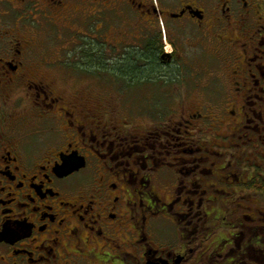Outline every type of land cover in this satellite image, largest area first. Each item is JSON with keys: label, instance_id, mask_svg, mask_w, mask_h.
<instances>
[{"label": "flooded vegetation", "instance_id": "1", "mask_svg": "<svg viewBox=\"0 0 264 264\" xmlns=\"http://www.w3.org/2000/svg\"><path fill=\"white\" fill-rule=\"evenodd\" d=\"M76 23L85 53L184 71L182 90L234 117L224 152L192 130L210 117L171 120L146 92L127 120L69 85L62 34ZM86 64L75 70L104 69ZM160 83L161 99L177 86ZM215 177L233 203L264 198V0H0V264H264V220L229 208L226 250L214 252Z\"/></svg>", "mask_w": 264, "mask_h": 264}, {"label": "rangeland", "instance_id": "2", "mask_svg": "<svg viewBox=\"0 0 264 264\" xmlns=\"http://www.w3.org/2000/svg\"><path fill=\"white\" fill-rule=\"evenodd\" d=\"M73 25V32H65L62 34L63 39L66 40V42L68 41L67 45H69L72 39V45L69 46L70 49L74 51V55L70 56L71 58L69 59V63L72 62L73 64V69L70 70L71 74L68 77L69 81L67 79L69 85L73 82L77 84L78 87H87V93L90 96H97V98L102 100L100 101V103L102 104L104 103V101H106V103L110 101L112 103L110 109L116 110L117 112L121 111L124 113L125 110H131L132 108L139 111L140 105L137 104L139 102V94L149 92V96H151L149 106L155 107L162 103L166 105V107L168 106L169 108L166 109L169 110L168 117H170L171 120L178 121L179 114H181V116H185V118H188L190 115L198 114H200L202 118L206 117L209 119L210 117V123H207V121H201L202 119L194 121V127L192 128V130L199 136L203 146H206L204 142H209L211 146L210 148L217 149L218 151L222 150L224 152L226 146V135H228L229 133V128L227 127V125L234 119V117H232L231 115L223 114V110L219 111L220 108H222L220 104H216V106L218 107L208 104V102H206L207 99H205V97L202 96L199 91H193L192 89L182 90L181 86H178V83H181V78H189L188 75L186 76L184 71L181 74L179 73V69L177 68L170 70H159V67L156 64L157 60L155 59H143V62L140 60L141 62H138V64L136 65L134 64L132 59H111L106 57L105 59H103L95 55L99 51L93 46H89L88 53H85V51L82 49V37L80 36V34L84 32L83 27L80 24L77 25V23ZM54 48V43H51L49 49L52 50ZM56 49L59 50L58 47ZM87 62L99 65L104 69L99 73H97L96 71L95 73H93L91 68H88L85 73H81V71L78 72V70H75V67H77V65L80 66L81 64H86ZM193 62L194 60H186V63L189 65ZM133 64L135 67L138 65L137 68L142 70L141 74L138 73L139 75L137 74L134 76L130 74L131 70L129 69V67ZM150 67L152 68L151 71L154 75V79L151 75L150 77L152 81L142 79L146 75H149V73H146L145 70L146 68L149 69ZM64 76L66 77V75ZM155 77L162 78V80H160L162 82L164 81L170 84L174 82L173 85L177 86H167L166 89L168 91L162 94L163 99H161L160 97H157V95L161 96V93L163 92L162 83H160V81H157ZM200 78L202 79L203 77L201 76ZM132 79L133 81H131ZM61 84L63 83L61 82ZM203 94L205 95L206 93L203 92ZM183 98L185 99L184 104L182 106L178 105V100H181ZM157 99L159 102L156 101ZM115 100H118L122 105L117 106V103L113 102ZM155 109H161V107H157ZM151 110L149 112L150 116L152 115ZM227 110L236 112V110L231 106H229ZM159 112L160 111H157L154 114L156 118L158 117ZM123 117H126L127 120H130L131 118L130 113H124ZM161 179L162 187L165 188L166 192L170 193L174 185L176 184V176L168 172L165 176L161 177ZM212 185H214L213 187L215 188L209 192V196L215 197L217 202L210 212L211 217L209 219L208 226L212 227V232L216 231L217 229L216 238H214L217 246L214 249V252L217 255L221 256V254L226 250L227 241L226 239H222L223 237L221 236V233L225 232L224 234L227 235L229 231L227 230L224 221L225 217H227L228 215L226 209L229 208V210L232 211L235 216L246 215L254 219L262 218L261 221H263L264 215L258 216V214L259 212H262L264 214V198L259 202L254 197L248 199L249 201H238L236 203H233L235 199L226 197V194H228L229 190L228 185L222 184V180H220V178L215 177ZM159 192L163 195V198L165 200H171V197H169V195L163 194L164 190L159 189ZM175 211H177V207H175ZM173 212L174 210L171 211V215L173 214ZM163 222H161V224L159 225H162ZM164 227L165 234H169V243L172 244V242L175 241V226L170 220H168L167 223L165 222L163 228L161 226L159 227V230L161 231L162 229H164Z\"/></svg>", "mask_w": 264, "mask_h": 264}, {"label": "trees", "instance_id": "3", "mask_svg": "<svg viewBox=\"0 0 264 264\" xmlns=\"http://www.w3.org/2000/svg\"><path fill=\"white\" fill-rule=\"evenodd\" d=\"M129 69L131 70V73L130 74L133 75V76L134 75H137L138 73L141 74L140 71H135V68L133 66H130Z\"/></svg>", "mask_w": 264, "mask_h": 264}, {"label": "water", "instance_id": "4", "mask_svg": "<svg viewBox=\"0 0 264 264\" xmlns=\"http://www.w3.org/2000/svg\"><path fill=\"white\" fill-rule=\"evenodd\" d=\"M64 171H66L67 173H70L71 171H72V169L71 170H68L67 169V167L64 169ZM69 171V172H68Z\"/></svg>", "mask_w": 264, "mask_h": 264}]
</instances>
